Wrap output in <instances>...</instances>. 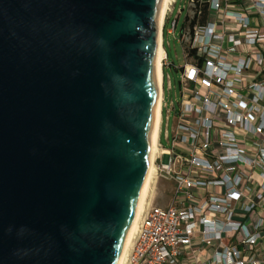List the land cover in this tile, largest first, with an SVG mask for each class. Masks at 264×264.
I'll list each match as a JSON object with an SVG mask.
<instances>
[{
    "label": "water",
    "instance_id": "1",
    "mask_svg": "<svg viewBox=\"0 0 264 264\" xmlns=\"http://www.w3.org/2000/svg\"><path fill=\"white\" fill-rule=\"evenodd\" d=\"M162 0H0V264H116L144 185Z\"/></svg>",
    "mask_w": 264,
    "mask_h": 264
},
{
    "label": "built area",
    "instance_id": "2",
    "mask_svg": "<svg viewBox=\"0 0 264 264\" xmlns=\"http://www.w3.org/2000/svg\"><path fill=\"white\" fill-rule=\"evenodd\" d=\"M174 5L161 44L184 10L180 102L164 101L165 54L159 130L165 109L175 127L153 162L173 190L143 209L123 264H264V0H186L170 20Z\"/></svg>",
    "mask_w": 264,
    "mask_h": 264
},
{
    "label": "rangeland",
    "instance_id": "3",
    "mask_svg": "<svg viewBox=\"0 0 264 264\" xmlns=\"http://www.w3.org/2000/svg\"><path fill=\"white\" fill-rule=\"evenodd\" d=\"M185 3L186 0H175V5L173 7L170 20H173L177 17L178 10L181 9L185 5ZM184 15H185V11L183 10L182 14L179 16L174 35H167V29L170 26L169 23L166 25L163 34L164 35L163 48L166 54L167 62L170 64L169 67L164 66L163 68L164 101L168 109H171V105L177 107L180 102V87H179L180 71H178L177 69L183 65L184 60H183L181 45L178 42V38L180 35V28L183 23ZM168 80L170 83V90L168 89ZM174 127H175L174 113L172 111L168 115L165 109L163 111L162 125L160 132V145L165 149L170 148V143L165 138V132L167 131L171 135ZM154 181H155L154 178H152L151 180L152 183H150V188L144 208L150 203H153L154 205L159 207H164L168 205L169 195H167V192L172 190L171 183L163 179H160L157 182Z\"/></svg>",
    "mask_w": 264,
    "mask_h": 264
},
{
    "label": "bare ground",
    "instance_id": "4",
    "mask_svg": "<svg viewBox=\"0 0 264 264\" xmlns=\"http://www.w3.org/2000/svg\"><path fill=\"white\" fill-rule=\"evenodd\" d=\"M171 0H162L160 10H159V22H158V44H157V98H156V112H155V120L153 124V129H152V138H151V146H150V151H149V156H148V165H147V171H146V176H145V181L144 185L140 194V202L138 205V209L135 215V219L133 222V225L131 227L130 232L127 235V239L125 241V244L119 254V257L117 259L116 264H123L126 258V254L128 252V249L130 247L132 238L137 230L138 226V221L140 219L141 213L144 209V205L146 202V198L148 196L149 188H150V183L153 178L154 174V158L155 154L157 151V139H158V132H159V123H160V104H161V97H162V88H161V78H162V70H161V62L165 57V53L162 48L161 44V26H162V21L163 17L165 15V12L169 6V3Z\"/></svg>",
    "mask_w": 264,
    "mask_h": 264
},
{
    "label": "crops",
    "instance_id": "5",
    "mask_svg": "<svg viewBox=\"0 0 264 264\" xmlns=\"http://www.w3.org/2000/svg\"><path fill=\"white\" fill-rule=\"evenodd\" d=\"M161 119H162V115H161ZM160 130H161V126H160ZM160 130H159V132H160ZM158 137L160 139V133H159V136ZM169 183H171V182H169ZM171 185H172V183H171ZM172 190H173V185H172ZM172 190L167 192V195H169V200L171 198V192H172ZM168 204H169V202H168Z\"/></svg>",
    "mask_w": 264,
    "mask_h": 264
}]
</instances>
